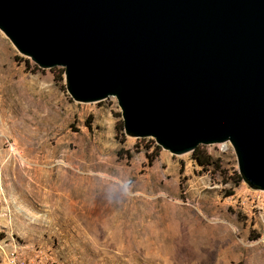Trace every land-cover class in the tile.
<instances>
[{"label":"rangeland","instance_id":"1","mask_svg":"<svg viewBox=\"0 0 264 264\" xmlns=\"http://www.w3.org/2000/svg\"><path fill=\"white\" fill-rule=\"evenodd\" d=\"M33 65L0 31V264H264V191L226 181L229 143L204 146L216 171L149 164L115 98L77 103Z\"/></svg>","mask_w":264,"mask_h":264},{"label":"water","instance_id":"2","mask_svg":"<svg viewBox=\"0 0 264 264\" xmlns=\"http://www.w3.org/2000/svg\"><path fill=\"white\" fill-rule=\"evenodd\" d=\"M0 31L77 103L175 156L229 143L264 191V0H0Z\"/></svg>","mask_w":264,"mask_h":264},{"label":"trees","instance_id":"3","mask_svg":"<svg viewBox=\"0 0 264 264\" xmlns=\"http://www.w3.org/2000/svg\"><path fill=\"white\" fill-rule=\"evenodd\" d=\"M33 70H40L36 65H33ZM64 74V70H62L61 75ZM119 131L121 132L122 136H124L123 134V126L121 125L119 128ZM153 144V142H151ZM150 147L147 146V149H149ZM160 150V148L158 146H154L153 151L150 155L147 156L148 160H149V164H151L153 162V160L155 159V157L157 156V152ZM122 150H120L118 152V156H121ZM124 154H126L128 157H130L129 152L125 151ZM191 156L192 159L196 162V164L201 167L204 170H208L209 168L213 167L214 170H219V166L216 164V162H214L211 158V156L205 151L204 146H199L197 147L193 152H191ZM235 184H238L239 182H241L242 178L239 175H236V178H227V182L228 181H232Z\"/></svg>","mask_w":264,"mask_h":264},{"label":"built area","instance_id":"4","mask_svg":"<svg viewBox=\"0 0 264 264\" xmlns=\"http://www.w3.org/2000/svg\"><path fill=\"white\" fill-rule=\"evenodd\" d=\"M13 264H18V263H15V262H14Z\"/></svg>","mask_w":264,"mask_h":264}]
</instances>
